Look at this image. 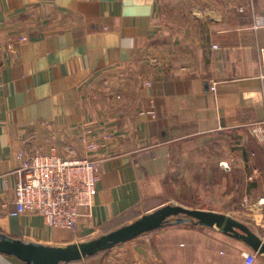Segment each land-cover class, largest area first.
Segmentation results:
<instances>
[{"label": "crops", "instance_id": "1", "mask_svg": "<svg viewBox=\"0 0 264 264\" xmlns=\"http://www.w3.org/2000/svg\"><path fill=\"white\" fill-rule=\"evenodd\" d=\"M263 47L264 0H0V231L65 245L165 204L231 215L196 204L222 171L223 145L230 171L240 153L260 180L251 195L264 190ZM51 145L98 163L90 216L75 230L15 209L17 153ZM121 245L134 264H247L254 251L196 221ZM0 264L23 262L0 253Z\"/></svg>", "mask_w": 264, "mask_h": 264}, {"label": "built area", "instance_id": "2", "mask_svg": "<svg viewBox=\"0 0 264 264\" xmlns=\"http://www.w3.org/2000/svg\"><path fill=\"white\" fill-rule=\"evenodd\" d=\"M264 75V47L261 48ZM264 140V119L262 121ZM14 169V203L18 213L34 212L52 227L75 230L82 216H90L96 186L100 179L98 163L90 157H66L55 145L47 150L23 149L17 153ZM257 204L261 210V239L264 242V194ZM251 264L256 252H245Z\"/></svg>", "mask_w": 264, "mask_h": 264}, {"label": "water", "instance_id": "3", "mask_svg": "<svg viewBox=\"0 0 264 264\" xmlns=\"http://www.w3.org/2000/svg\"><path fill=\"white\" fill-rule=\"evenodd\" d=\"M189 221L215 225L243 240L257 253L264 254V242L245 222L222 212L179 204H165L94 238L65 245L26 241L0 231V253L15 256L23 264H63L109 249L167 223Z\"/></svg>", "mask_w": 264, "mask_h": 264}, {"label": "rangeland", "instance_id": "4", "mask_svg": "<svg viewBox=\"0 0 264 264\" xmlns=\"http://www.w3.org/2000/svg\"><path fill=\"white\" fill-rule=\"evenodd\" d=\"M165 5L169 6V4L174 6H178L179 1L177 0H164ZM29 15V22L31 24V28H34V25L38 23V15ZM239 152H241L239 150ZM227 149L223 145L222 149L219 151V154L222 156V161L219 163V166L221 167L222 171L219 175H215L214 179H208L206 181L205 187H206V193L207 195L205 197H201L197 200L196 204L200 207H206V208H218V209H224L228 212H231V216L234 218L245 222L246 224H249L251 226L250 228L255 231L256 233L260 231L261 227V210L259 205L257 204V200L261 195L264 194V190L261 191L260 194L257 195H251V188L255 187L257 188L256 181L259 183L258 180H249L246 176V174L249 173L251 165L249 164H243L242 163V156L239 153L240 162L239 165H232V172L230 171L231 166L230 163L226 160H223L226 156ZM218 156V153L216 154ZM244 159V158H243ZM244 167H243V166ZM259 166H264V164H261ZM237 168V169H236ZM264 170V169H263ZM262 178L264 181V174L262 173ZM253 183L254 186H251ZM112 230V229H111ZM108 232V231H107ZM106 232H98L95 236L91 235L88 237H85L83 240H88L91 238H94L100 234H103ZM151 233V232H150ZM258 234V233H257ZM148 235V234H147ZM78 240V241H83ZM78 241H72V242H78ZM132 246L127 247L126 245H121L118 247H113L111 249H105L102 251L97 252L96 255L101 256V263L103 264H134V261L131 262V256L133 255ZM93 256V255H92ZM87 258V256H86Z\"/></svg>", "mask_w": 264, "mask_h": 264}, {"label": "trees", "instance_id": "5", "mask_svg": "<svg viewBox=\"0 0 264 264\" xmlns=\"http://www.w3.org/2000/svg\"><path fill=\"white\" fill-rule=\"evenodd\" d=\"M167 224H170V223H167ZM113 228V227H112ZM112 228H109V229H106L105 232L111 230ZM115 228V227H114ZM96 254V253H95ZM94 255V254H93ZM89 256H92V255H89Z\"/></svg>", "mask_w": 264, "mask_h": 264}]
</instances>
